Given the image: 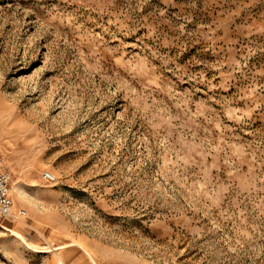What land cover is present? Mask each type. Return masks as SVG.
Segmentation results:
<instances>
[{
  "label": "rangeland",
  "instance_id": "374dc122",
  "mask_svg": "<svg viewBox=\"0 0 264 264\" xmlns=\"http://www.w3.org/2000/svg\"><path fill=\"white\" fill-rule=\"evenodd\" d=\"M0 154V264H264V0H0Z\"/></svg>",
  "mask_w": 264,
  "mask_h": 264
},
{
  "label": "built area",
  "instance_id": "2783aa9c",
  "mask_svg": "<svg viewBox=\"0 0 264 264\" xmlns=\"http://www.w3.org/2000/svg\"><path fill=\"white\" fill-rule=\"evenodd\" d=\"M43 177L48 181H53L55 177L50 172H44ZM11 173L4 168L3 158L0 154V220L12 219L15 217L14 199L11 194ZM20 217H26V211H19Z\"/></svg>",
  "mask_w": 264,
  "mask_h": 264
},
{
  "label": "crops",
  "instance_id": "0c3cea01",
  "mask_svg": "<svg viewBox=\"0 0 264 264\" xmlns=\"http://www.w3.org/2000/svg\"><path fill=\"white\" fill-rule=\"evenodd\" d=\"M19 203V202H17ZM18 205V204H16ZM17 206H15V210ZM25 210V209H24ZM5 223H0V229L7 231V232H11L12 237H15L17 239H21L23 238V231L25 230H29L31 228H33L32 226H30L29 224H27L26 219L24 218V221H17V220H12V219H3ZM85 253L87 254V256L89 257V260H91V262H93L92 264H96L95 258L92 254L91 251L88 250V248L84 249ZM61 264H64L63 262H61Z\"/></svg>",
  "mask_w": 264,
  "mask_h": 264
},
{
  "label": "bare ground",
  "instance_id": "6f19581e",
  "mask_svg": "<svg viewBox=\"0 0 264 264\" xmlns=\"http://www.w3.org/2000/svg\"><path fill=\"white\" fill-rule=\"evenodd\" d=\"M15 209V208H14ZM15 211H17V210H15ZM20 211V210H19ZM19 211L16 213L15 212V217L12 219V220H17V221H24V218H26V217H20L19 216ZM26 211V210H25ZM30 215H31V212L29 211H26V216L29 218L30 217ZM29 220V219H28Z\"/></svg>",
  "mask_w": 264,
  "mask_h": 264
}]
</instances>
